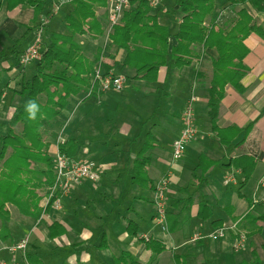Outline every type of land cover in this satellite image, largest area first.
Here are the masks:
<instances>
[{
	"label": "crops",
	"instance_id": "crops-1",
	"mask_svg": "<svg viewBox=\"0 0 264 264\" xmlns=\"http://www.w3.org/2000/svg\"><path fill=\"white\" fill-rule=\"evenodd\" d=\"M49 1L51 8L58 0ZM169 1L172 0H166L152 13L175 35L180 20L172 17L164 6ZM229 5V0H216L214 31L228 26L237 17V11L244 7L240 4L233 11ZM71 10V3L62 6L50 19L46 33L69 34L64 19ZM249 13L264 29V11L249 9ZM108 14L107 1L106 5L96 7V16L103 29L107 27ZM33 17L32 8L10 10L7 0H0V140L15 107L22 102L17 91L34 72L32 63L22 65L19 62L20 55L34 38L35 29H26L32 25ZM174 20L178 21L177 25ZM77 40L90 59L103 48V35L85 33L77 36ZM173 41L176 42L174 37ZM244 44L248 53L243 62L248 70L241 81L243 91L227 85L218 104L217 127L239 129L229 144L221 142L208 115L207 88L213 73L212 61L217 57L214 49L194 45L191 64L177 68L173 63H167L168 66L160 68L154 81L133 79V70L120 64L126 51H106L103 65L110 67L108 72L125 77L124 88L120 92L97 90L92 97L87 93L71 96L67 108L51 128L55 131L53 141H45L51 143L54 151V141L61 132L65 139L76 140L81 133H99L95 138L103 136L106 147L114 142L108 150L112 159L103 161V168L98 165L102 174L97 183L76 186L59 198L58 207L52 203L45 210L48 194L39 191V206L43 208L39 218L25 216L8 204L9 220L0 217V263L116 264L119 254L128 251L140 264H240L243 261L264 264V221L256 220L264 213V201L253 206L254 198L261 199L264 195L259 186L264 176V36L252 33ZM165 92L168 93L166 99L163 97ZM191 95L197 98L194 103L197 135L183 155L175 160L172 144L181 132V114ZM162 99L167 100L168 106L162 105ZM142 121H145L144 126L140 125ZM16 131H21V125ZM148 133L155 138L147 154L150 156L148 176L155 186L162 178H169L166 194L168 225L176 224V229L170 232L163 231L153 220L156 214L154 190L131 181L134 161L149 139ZM89 154L88 145L81 144L74 157L94 162L88 158ZM200 155L216 161L205 175L199 168ZM242 156L255 160L251 178L246 182L240 168L225 166ZM227 170L236 171V184H223ZM97 193L103 195V200L95 197ZM205 200L212 215L202 219L198 212ZM95 208L100 211H94ZM249 214L253 215L250 219ZM54 222L60 223L65 232L51 238L48 227ZM129 222L133 223L131 230L136 228L138 231L137 236L130 234ZM233 223L247 235L245 246L238 252L233 250L236 229L229 230L218 240L208 237L217 228L230 227ZM3 227L7 230L1 231ZM27 233L31 234V241L25 254L7 249ZM196 233L202 234L203 238L192 242ZM144 235L165 245V250L154 259L146 248Z\"/></svg>",
	"mask_w": 264,
	"mask_h": 264
},
{
	"label": "trees",
	"instance_id": "trees-1",
	"mask_svg": "<svg viewBox=\"0 0 264 264\" xmlns=\"http://www.w3.org/2000/svg\"><path fill=\"white\" fill-rule=\"evenodd\" d=\"M70 3L72 10L64 19L69 34L44 33L46 37L42 58L32 63L33 75L23 82L21 89L17 91L22 97V102L15 107L7 123L6 133L0 140V217L3 220L10 218L8 204L15 206L25 216L39 218L43 213V208L39 206L41 196L38 193L45 191V194H48L55 181L54 158L48 152L49 143L45 141L43 131L54 125L61 112L67 108L71 96L89 91L95 67L109 49L115 53L126 51L125 59L120 64L133 70V79L147 81L158 78L160 68L167 65L169 57L177 68L191 64L194 45L214 49L217 57L212 61L213 73L207 88L208 115L213 130L224 144L231 143L239 132V129L234 127H217L218 104L227 85L243 91L241 81L248 70L243 62L248 53L244 40L252 33L264 36L263 27L257 25L249 9L264 11V0H229L232 10H236L240 4L244 7L237 11V17L228 26L221 27L218 31H214L213 19L216 0H175L174 8L169 11L180 20L175 35H172L168 26L160 23L159 18L151 12L148 0H130L131 7L124 12L120 23L113 27L105 50L103 45L93 59L84 54L77 36L85 33L105 36L106 29H103L96 16V7L106 5V0H73ZM7 7L10 10L17 7H29L34 10L31 22L34 28L32 25L27 26V31L35 29L40 18L51 13L49 0H7ZM173 37L176 39L175 43ZM104 66V72H108L110 67L105 66V70ZM1 97L2 91L0 101ZM29 100H35L40 106V113L35 121H29L25 112V105ZM41 114L43 119L40 118ZM18 125H21L20 132L16 131ZM147 136L149 139L134 161L131 181L155 191L156 186L147 173L150 163V156L147 154L152 149V141L155 138L151 133ZM77 148L76 139H66L64 144L60 145V151L69 157L76 155ZM215 163L216 161L205 155H200L201 174L205 175ZM225 166L240 168L246 182L251 178L255 160L250 156H242L232 159ZM51 204L52 202L45 210H48ZM208 204L205 200L200 205L198 215L202 219L212 215ZM252 217V214L248 215V219ZM169 218L170 215L166 213V231L170 232L176 229V224L169 226ZM256 220L264 221V213ZM132 224L129 222L127 228L131 235L137 236L136 228L131 230ZM48 228L51 238L65 232L63 226L57 222ZM6 230V227L1 229ZM241 233L247 237L244 231L236 227V236ZM146 248L151 251L154 259L165 250V245L150 238L146 241ZM262 248L264 250V243ZM176 259L180 260V257ZM115 262L140 264L128 251H122ZM240 264L252 262L243 261Z\"/></svg>",
	"mask_w": 264,
	"mask_h": 264
},
{
	"label": "built area",
	"instance_id": "built-area-1",
	"mask_svg": "<svg viewBox=\"0 0 264 264\" xmlns=\"http://www.w3.org/2000/svg\"><path fill=\"white\" fill-rule=\"evenodd\" d=\"M73 0H58L55 1L51 6V13L40 18L38 26L35 28L34 38L30 45L22 52L19 58V62L22 65H29L31 63L37 62L42 58V50L44 47V33L50 22V19L59 13L62 6L72 2ZM109 8L108 23L105 32V43L104 50L109 42V35L113 30V27L120 23L124 12L130 8V0H106ZM166 0H148L151 8L160 7ZM92 86L87 92V96L93 95L95 90L98 91H121L125 83V77L122 75H116L112 72H104L103 70V55L101 56L98 64L95 67V72L92 75L91 80ZM196 96L191 95L186 106L184 107L181 114L182 129L179 136L173 141L172 144V155L173 159L180 158L187 145L196 137L197 129L195 126V115H194V103L196 101ZM61 132L58 135L56 141V150L54 152V170H55V181L54 184L49 188V193L47 195L46 207L50 202L54 206L58 207L60 200L59 198L68 194L76 186L81 185L86 182L97 183L101 179V170L98 165L92 161L77 159L75 157H69L65 153L60 151V145L64 144L66 139ZM236 171L227 170L223 176V184L231 185L236 184ZM259 186L264 192V176L259 181ZM169 188V178L166 176L160 180L154 191V204L156 207V214L153 218L156 225H159L163 231L167 230V220H166V194ZM260 200L264 201V195L261 199L254 198L253 206ZM237 225L233 226H221L217 228L214 232L208 235L212 240H218L227 234L229 230L236 229ZM203 238V235L196 233L192 237V242H196ZM144 241L149 238L143 236ZM247 237L241 233L237 235L234 240L233 250L240 251L246 243ZM31 241V234H25L18 242L7 247V249L12 252H22L26 253V250ZM5 264V263H0ZM29 264V263H25Z\"/></svg>",
	"mask_w": 264,
	"mask_h": 264
},
{
	"label": "rangeland",
	"instance_id": "rangeland-1",
	"mask_svg": "<svg viewBox=\"0 0 264 264\" xmlns=\"http://www.w3.org/2000/svg\"><path fill=\"white\" fill-rule=\"evenodd\" d=\"M149 4V3H148ZM227 5H228V3H226ZM226 4H224V5H226ZM131 5V4H130ZM174 5H175V0H172V1H169V2H167V4L166 5H164L165 7H167L168 9H167V11H171V9L172 8H174ZM131 7V6H130ZM149 7H150V5H149ZM151 8V7H150ZM153 9L154 8H151V12L153 11ZM238 9V8H237ZM233 11H235V10H233ZM171 15H172V17H175V19L177 18L175 15H174V13L172 12L171 13ZM235 19V18H234ZM174 24L175 25H177L178 24V21L177 20H174ZM178 26H179V24H178ZM177 26V27H178ZM227 26V25H226ZM225 26V27H226ZM176 29L174 28V31H175ZM46 32V31H45ZM44 37V39H45V36H43ZM105 40H106V37L103 35V45H104V43H105ZM171 63H173V60L169 57V59H168V64H171ZM168 64H167V66H168ZM128 85H129V82L128 83H126V85H125V87H128ZM123 88H124V86H123ZM120 92V91H119ZM166 93V92H165ZM162 94V93H161ZM161 94H160V96H161ZM168 93H166V95H164L163 97L166 99V98H168V95H167ZM159 96V97H160ZM92 97V96H91ZM162 97V98H163ZM161 103H162V105H165V106H168L167 105V100L165 101L164 99H162L161 100ZM73 105V104H72ZM71 107H73V106H71ZM159 116V115H158ZM159 118H160V116H159ZM141 124V126H144L145 124V121H142V122H140ZM55 124V123H54ZM148 124V123H147ZM54 126V125H53ZM52 126V127H53ZM52 127H48V128H45V130L43 131V133H44V139L47 141V140H51V142L53 141V139L52 138H54V136H55V131L54 130H52L51 131V128ZM66 135H68L67 133H66ZM97 136H99V133H97V135L96 134H93V133H87V132H85V133H81L79 136L77 135V143H78V148L81 146V144H82V146L83 145H88V148L90 149V154H89V159H91V160H93L94 162H96L95 164L96 165H99V166H103V161H105V162H108L109 160H111L112 158H111V156L108 154V150H110V147L111 146H114V142L113 143H109L108 144V147H106L105 146V144H104V142H103V136L100 138H95V137H97ZM94 138V139H93ZM57 139H58V135L56 136V139H55V141H54V144L56 145V141H57ZM50 143V142H49ZM51 144V143H50ZM49 144V150H48V152H49V154L50 155H52V157L54 158V152H55V149H54V151H53V149H51V145ZM105 146V148L103 149V147ZM103 168V167H102ZM101 174H102V169H101ZM95 197H97V199L98 198H101L102 200H103V195H101V193H97L96 194V196ZM94 211H100L99 209H97V208H95V209H93ZM91 213H93L92 211H91ZM232 226L233 225H237V223H233V224H231ZM101 232H103V227H102V230H101Z\"/></svg>",
	"mask_w": 264,
	"mask_h": 264
},
{
	"label": "clouds",
	"instance_id": "clouds-1",
	"mask_svg": "<svg viewBox=\"0 0 264 264\" xmlns=\"http://www.w3.org/2000/svg\"><path fill=\"white\" fill-rule=\"evenodd\" d=\"M25 112L29 121H35L40 113V106L35 100H29L25 105ZM40 118L43 119L42 114Z\"/></svg>",
	"mask_w": 264,
	"mask_h": 264
}]
</instances>
